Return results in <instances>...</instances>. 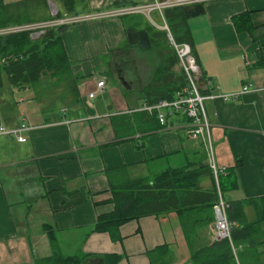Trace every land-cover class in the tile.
I'll return each mask as SVG.
<instances>
[{"label":"crops","instance_id":"crops-1","mask_svg":"<svg viewBox=\"0 0 264 264\" xmlns=\"http://www.w3.org/2000/svg\"><path fill=\"white\" fill-rule=\"evenodd\" d=\"M132 1L86 0L77 9L85 5L87 11L110 10ZM47 2L49 14L58 15L59 3ZM203 5L202 15L187 19L190 44L201 69L199 85L204 91L228 93L249 82L256 89L236 101H206L215 160L219 166L235 170L237 187L227 190L228 199L259 198L264 195V28L259 27L264 25V0H213ZM245 11L258 27L256 41L233 25L232 16ZM129 21V16L101 17L70 24L60 31L71 72L82 76L76 81V96L64 79L42 77L31 88H24L31 92L29 104L17 111L1 91L3 81L0 126L13 129L24 122L31 129L25 132L24 142L9 136L0 142V264H35V258L50 255L47 236L41 229L44 222L55 226L63 255L81 257L68 264H104L111 254L119 256L114 264H190L175 212L127 221L119 227V241L93 230L97 216L113 209L106 169L139 164L135 171L149 174L184 165L200 148L198 141L186 138L184 122L177 118V124H171L176 117L167 125L158 123L152 131L134 127L120 136L115 133L112 117L131 115L128 110L146 101L145 83L139 79L134 85L131 80V67H138L133 60L138 46L127 41ZM132 27L144 29L142 23ZM257 50L263 59L261 65L256 64ZM120 69L129 90L118 80ZM179 69L178 64L173 67L174 71ZM101 79L105 84L100 93L97 82ZM104 94L106 99L98 98ZM19 99L24 102L23 97ZM54 99L61 105L58 113ZM11 142L17 148L10 146ZM25 162H33L31 172L41 178V195L28 214L24 205H9L1 179L3 171L10 173L12 167ZM200 183L210 185L206 178ZM244 213L247 221L254 220L251 206L246 205ZM261 227L264 229V223ZM201 232L204 242L212 241L213 226Z\"/></svg>","mask_w":264,"mask_h":264},{"label":"trees","instance_id":"trees-1","mask_svg":"<svg viewBox=\"0 0 264 264\" xmlns=\"http://www.w3.org/2000/svg\"><path fill=\"white\" fill-rule=\"evenodd\" d=\"M54 1L61 7L59 15L87 11L85 5H82V9H77L79 4L86 3V0ZM55 16L49 14L47 0H19L13 3L0 0V27L47 20ZM249 16L247 11L236 14L232 16V22L237 31L248 32L252 40L256 41L254 34L258 27L251 23ZM129 17L131 21L128 27L141 23L137 15ZM165 17L176 39L190 43L188 20L182 8L165 11ZM64 27L53 28L51 34H40L37 38L31 37L30 31L0 35V87L3 85V74L10 85L20 89L31 88L42 77H57L64 79L70 93L76 96V81L82 76L71 72L70 61L60 38V31ZM259 27L264 28V25ZM144 29L149 33L151 46L160 44L164 32L154 31L148 25H144ZM255 55L256 64L261 65L263 59L258 50ZM177 64L174 52L164 58L159 71L145 84L144 100L152 103L173 97L176 90L185 83L182 70H173ZM112 122L117 136L129 132L134 127L146 131L159 127L155 115L144 111L113 116ZM138 146L141 147L142 144ZM199 147L184 165L167 166L149 174L135 171L139 164L106 169L113 209L97 216L93 230L106 232L111 240L119 241V227L127 221L175 212L189 249L190 264H261L257 247L264 243V229L261 227L264 223V195L259 198L228 199L227 190L237 187L233 168L226 167L223 173L218 174V186L228 203V218L236 221L238 226L232 229L230 240H215L204 244L196 242L202 228L213 226V205L217 201L216 183L206 161L205 152ZM30 168H35L34 163L25 162L12 167L10 173H1L9 205H24L26 214L41 195L38 188L41 178L32 173ZM202 178L209 180L208 187L201 185ZM29 188L30 191L27 192ZM246 205L251 206L254 211V220L251 222L245 217ZM41 229L47 236L51 253L35 258V264H68L80 261L81 257L76 254L65 256L61 253L55 237V226L44 222ZM118 259L117 255H107L104 264H114Z\"/></svg>","mask_w":264,"mask_h":264},{"label":"built area","instance_id":"built-area-1","mask_svg":"<svg viewBox=\"0 0 264 264\" xmlns=\"http://www.w3.org/2000/svg\"><path fill=\"white\" fill-rule=\"evenodd\" d=\"M213 0H135L130 4H120L110 10H90L77 13H64L56 15L47 20L12 24L5 27H0V35L11 34L21 31H30V35L34 32L43 34L47 30L59 26H68L70 24L80 23L83 21L98 19L101 17H124L130 15H143L151 25L165 33V37L170 44L177 58L178 65L182 70L185 78L184 85L176 90L172 98H163L155 102L144 101L140 106L128 110L129 113L144 111L154 114L158 123L162 126L167 125L170 118L176 117L171 121L172 125H176L178 118L180 122H184V133L187 139L198 141L203 148L206 161L212 171L216 189L217 201L213 205L214 214V232L212 241L228 239L230 240L231 231L238 223L230 220L227 215L228 203L222 195L218 186V174L223 173L227 166H219L216 163L214 155V147L210 132V122L206 111V101H236L247 92L255 91V87L247 82L244 83L239 90L222 93L213 91H204L198 83V78L201 72L200 65L193 52L192 46L186 41H178L171 33L166 22L165 11L174 8H183L188 5L197 3L204 4ZM152 12H155L163 21V26H159L151 17ZM105 80L101 79L97 82V88L100 93L103 91ZM95 91L89 93V97L93 98ZM31 126L26 123H21L18 127L7 129L0 126V136H9L18 142L26 140L25 132L30 130ZM235 253V252H234Z\"/></svg>","mask_w":264,"mask_h":264},{"label":"rangeland","instance_id":"rangeland-1","mask_svg":"<svg viewBox=\"0 0 264 264\" xmlns=\"http://www.w3.org/2000/svg\"><path fill=\"white\" fill-rule=\"evenodd\" d=\"M133 2V1H132ZM59 9H61V7H58ZM151 17H153V19L156 21V23L159 26H163V21L158 17V15L155 12H152ZM137 19L144 25H148L150 26L154 31L157 32H161L160 30H158L155 26L151 25L150 22H148V20L143 16V15H137ZM168 26V20H166ZM170 28V26H169ZM171 31V28H170ZM163 33V32H161ZM172 35L175 37V35L173 34V32L171 31ZM39 33L34 32L31 36L35 37L38 36ZM176 38V37H175ZM160 44L158 45H153L151 46L149 49L146 50H142L138 47H135L134 51H133V60L137 61V69L135 70L134 68L131 67V80L134 82V85H137L139 82V79H141L142 83L141 84H146L154 74H156L160 69V66L163 63V60L166 56L171 55L174 51L172 50L170 44L168 43L165 35L163 38L160 39ZM130 71V70H129ZM3 81L5 82V87L1 89V91H3L6 95V97L8 98L9 102L12 104V106H16L13 108H16L17 111H22L24 109V104H29L28 100H29V95H30V90L29 89H24V88H16L13 87L12 85H10L6 79V76L3 74ZM10 88V89H7ZM20 97H23L24 102H21V99H19ZM108 104L111 102L110 99H107ZM56 99L53 100V107H55V113H58L59 111V107L61 106L56 105ZM129 115V114H127ZM6 138L5 136H0V142L1 141H5ZM15 148H17V146L15 145L14 142H11V145ZM2 147V144L0 143V148ZM162 169V168H160ZM135 173V172H134ZM152 176V175H150ZM153 177V176H152ZM35 226L32 225V229ZM37 228H39L38 226H36ZM197 243H201L204 244L206 242H204L203 239V232L200 233L199 238L196 240ZM257 250L259 252L260 255V259H261V264H264V243L260 244L257 247Z\"/></svg>","mask_w":264,"mask_h":264},{"label":"water","instance_id":"water-1","mask_svg":"<svg viewBox=\"0 0 264 264\" xmlns=\"http://www.w3.org/2000/svg\"><path fill=\"white\" fill-rule=\"evenodd\" d=\"M204 5L201 3L193 4V5H188L182 8L185 17L187 19L197 17L199 15H202L204 12ZM52 33V30H47L46 32L43 33V35H49ZM126 38L129 44L132 45H137L138 48L142 50L149 49L151 47V42H150V37L149 33L146 29H135L134 27H128L126 29ZM117 77L123 88L129 90L130 89V84L129 82L120 75V72H117ZM98 98H103L106 99V95H100ZM111 106H108L110 108Z\"/></svg>","mask_w":264,"mask_h":264},{"label":"flooded vegetation","instance_id":"flooded-vegetation-1","mask_svg":"<svg viewBox=\"0 0 264 264\" xmlns=\"http://www.w3.org/2000/svg\"><path fill=\"white\" fill-rule=\"evenodd\" d=\"M120 70H121V69H120ZM121 73H122V70H121V72H120V75L123 76V74H121ZM123 77H124V76H123Z\"/></svg>","mask_w":264,"mask_h":264}]
</instances>
